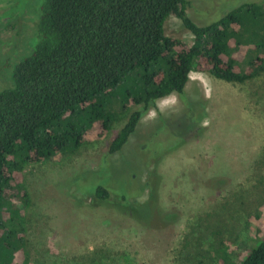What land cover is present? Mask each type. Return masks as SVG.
Returning a JSON list of instances; mask_svg holds the SVG:
<instances>
[{
	"label": "rangeland",
	"instance_id": "obj_1",
	"mask_svg": "<svg viewBox=\"0 0 264 264\" xmlns=\"http://www.w3.org/2000/svg\"><path fill=\"white\" fill-rule=\"evenodd\" d=\"M43 1L0 0V90L12 84L14 66L36 44ZM185 1L200 27L237 11L227 42L232 52L244 53L240 68L264 55L262 0ZM248 4L258 11L248 13L242 8ZM164 34L194 42L176 16L166 20ZM138 86L131 73L87 111L64 118L63 130L93 128L77 149L23 170L25 200L16 201L32 264H232L235 254L258 243L250 218L264 204V72L228 83L193 71L186 99L158 100L127 145L110 154L137 110L123 114L118 105ZM111 109L116 121L95 137L101 123L95 114ZM98 186L109 192L105 202L95 196ZM223 244L235 249L225 263L218 251Z\"/></svg>",
	"mask_w": 264,
	"mask_h": 264
},
{
	"label": "trees",
	"instance_id": "obj_2",
	"mask_svg": "<svg viewBox=\"0 0 264 264\" xmlns=\"http://www.w3.org/2000/svg\"><path fill=\"white\" fill-rule=\"evenodd\" d=\"M185 6V0L43 1L36 44L14 66L12 84L0 90V264H32L25 250L23 207L16 201L25 200V167L77 149L93 128L68 125L69 130H63L64 118L87 111L92 101L135 73L138 89L127 92L117 105L123 114L132 107L137 110L112 140L109 153L114 154L127 145L140 120L157 110L158 100L172 94L186 99L193 71L228 83H244L264 72V55L242 69L244 53L232 52L228 45L231 28L239 23L237 11L200 27ZM242 8L251 14L259 9L251 4ZM261 8L264 15V0ZM171 16L192 33V46L165 36L164 25ZM95 118L101 123L93 134L100 138L110 131L116 113L103 110ZM94 193L102 202L109 198L102 186ZM250 220L257 227L258 243L235 254L232 264H264V204ZM223 246L218 251H223L225 263L235 249Z\"/></svg>",
	"mask_w": 264,
	"mask_h": 264
},
{
	"label": "clouds",
	"instance_id": "obj_3",
	"mask_svg": "<svg viewBox=\"0 0 264 264\" xmlns=\"http://www.w3.org/2000/svg\"><path fill=\"white\" fill-rule=\"evenodd\" d=\"M154 115V114H153Z\"/></svg>",
	"mask_w": 264,
	"mask_h": 264
}]
</instances>
